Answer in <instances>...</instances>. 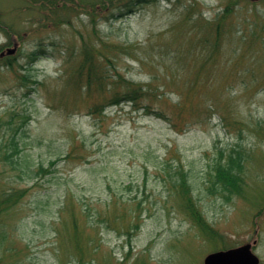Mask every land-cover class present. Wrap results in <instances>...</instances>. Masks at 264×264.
Wrapping results in <instances>:
<instances>
[{"label": "rangeland", "instance_id": "obj_1", "mask_svg": "<svg viewBox=\"0 0 264 264\" xmlns=\"http://www.w3.org/2000/svg\"><path fill=\"white\" fill-rule=\"evenodd\" d=\"M191 1L172 5L156 0L118 20L102 19L99 28L106 38L136 46V55L122 58L118 68L142 82L160 75L154 83L160 85L168 69L185 63L174 60L180 46L167 45L166 31L186 7L212 18L225 0H196L194 8ZM30 2L0 0V19L13 27V38L0 30V264H77L70 239L77 229L89 243L84 264H204L208 253L248 242L264 264V0H241L243 7L227 20L226 26L236 19L247 30L256 23L258 30L249 31L243 42L232 41L238 52L249 49L233 75L224 71L225 82L207 77L223 83L208 94L214 114L188 115L193 117L188 125L181 122L185 117L177 118L184 130L128 103L103 114L90 113L86 104L81 111L53 108L45 87L65 72L61 53L67 54L73 43L79 48L82 40L70 26H54L49 12H39L41 3ZM197 33L210 35L208 30ZM40 39L47 52L33 59L30 52ZM196 52L201 58L207 53L201 45ZM196 52L187 63L195 62ZM4 60H12L11 65ZM33 79L45 82L38 93ZM163 107L169 115L174 112L173 104ZM219 112L232 125H225ZM14 137L19 151L12 162L6 153L13 151ZM237 142L252 153L244 163L247 189L227 201L221 193L207 191L205 180L220 149L228 155ZM69 151L72 158L61 159L54 173H36L39 164L46 166ZM180 159L193 167L201 206L219 232L215 239L205 236L168 195L163 163ZM115 197L119 202L113 208ZM132 221L139 226L130 227Z\"/></svg>", "mask_w": 264, "mask_h": 264}, {"label": "trees", "instance_id": "obj_2", "mask_svg": "<svg viewBox=\"0 0 264 264\" xmlns=\"http://www.w3.org/2000/svg\"><path fill=\"white\" fill-rule=\"evenodd\" d=\"M154 1L156 0H31V4L33 2L35 4L41 3L39 12H45L44 10H46L50 13V17H52L50 20L55 24H53L54 26L57 28H60L61 25L70 26L71 29L76 30L82 40V45L79 48H76L75 45L77 44L73 43V46L67 47V54L61 53V55H65L64 63L67 65L60 79L61 82L45 87L48 99L54 102L51 105L53 108L56 109L60 105H64L67 110L71 111L77 108L81 111V104H86L90 106V113L103 114L109 107L128 103L137 109H143L148 114L167 120L179 130H184L183 127L192 122L193 117L188 115H199L208 111V117L214 114L213 105L208 103V94L211 93V88L214 86L219 88L220 84L223 83L207 81V77L212 76L215 81L225 82L224 71L227 72L228 76L233 75L237 66L236 62L246 56L249 50L244 49L238 52L237 48L233 46V42L234 40L239 42L247 40L249 31L258 30L256 23L252 24L254 26L252 29L247 30L240 21L232 19L226 26L227 20L232 17L237 8L243 7L244 4L241 0H225L223 9L216 12L212 18L205 17L203 11L195 12L193 9L186 7L181 11L182 18L175 20L170 29L166 31L169 34L165 32L170 38L166 41L168 46H180L172 54L175 59L172 58L177 64L183 60L185 63L178 64L179 66L175 67V70L168 69L170 73L164 75L167 76V80H162L160 85L154 84L160 78V75L157 76L156 74L152 76L154 79L151 81H137L128 77L125 72L118 68V61L122 58L136 55V46L130 41L106 38L102 34L99 25L102 19L118 20L125 14H132L137 5ZM167 1L172 5H178L181 2V0ZM196 3V0L191 1L189 6L193 4L192 8H194ZM0 30L8 37L13 38V27H10L9 23H3L2 19H0ZM197 30H208L210 35L203 36L198 34ZM214 30L217 32H214ZM250 36L252 37L251 33ZM42 40H38L36 48L30 52L31 58L36 59L41 53L47 52V47ZM52 44L57 46L54 41ZM151 45L154 44L151 42ZM199 45L207 52L206 56L205 53H202V56H205L204 58H201V55L196 52ZM194 52H196L195 62L187 63ZM227 60L229 61L227 62ZM196 61L199 63H196ZM4 63L11 65L12 60H4ZM262 64L255 62L256 66H262ZM227 66L229 71L232 72H228V69L225 70ZM179 67H183V69H178ZM183 70V74H177L178 71ZM219 71L224 73L221 75L222 80ZM20 77L25 80L28 79V75L22 74ZM32 81L34 84L32 89L36 93L40 91V87L45 86V82L38 79ZM172 91L177 93L179 100H173ZM156 103L161 105L157 106ZM164 103L174 105V112L171 115L163 107ZM219 113L221 121L225 125H232L226 114ZM26 117L23 120V125L28 123L29 116ZM180 117H185L183 121L181 120L185 124L184 126L181 125L182 127L176 122L178 121L177 118ZM18 129L19 127L15 128L16 131ZM13 143V151L6 153V156L11 158L12 162L14 161V154L19 151L15 137ZM224 151L221 148L220 155L210 165L211 169L205 182L208 183L206 185L207 191L210 193L219 192L227 201H231L234 196H242L246 192L247 181L244 174V163L245 158L252 156V153H248L249 151L246 150L242 142H237L228 155H225ZM71 156L72 151H69L50 159L46 166L41 163L36 169V173L52 174L57 170L56 164L61 159L68 158L70 160ZM162 169L168 187V195L174 196L178 209L205 236L213 239L219 236V232L206 217V213L201 206L199 193H197L198 182L193 167L187 166L180 159L176 163L165 160ZM70 200L72 199H68V201ZM118 202L119 197H115L113 208L116 207ZM136 207H141V201L138 200ZM134 216L139 217L140 213H134ZM131 223L130 227L132 225L133 228L139 226L135 221ZM127 231L131 232L128 229ZM81 234L77 229L76 232H72V237H70L73 250L79 255L77 256V264L85 263V250L89 244L82 240ZM80 254L82 255L81 258ZM145 262L148 264V261Z\"/></svg>", "mask_w": 264, "mask_h": 264}, {"label": "water", "instance_id": "obj_3", "mask_svg": "<svg viewBox=\"0 0 264 264\" xmlns=\"http://www.w3.org/2000/svg\"><path fill=\"white\" fill-rule=\"evenodd\" d=\"M16 49H8L14 53ZM252 242L244 243L228 249L208 253L204 264H260V257L253 251Z\"/></svg>", "mask_w": 264, "mask_h": 264}]
</instances>
